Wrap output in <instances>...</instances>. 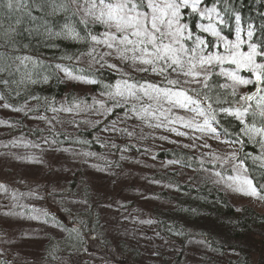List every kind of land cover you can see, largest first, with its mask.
Here are the masks:
<instances>
[{"label":"rangeland","instance_id":"rangeland-1","mask_svg":"<svg viewBox=\"0 0 264 264\" xmlns=\"http://www.w3.org/2000/svg\"><path fill=\"white\" fill-rule=\"evenodd\" d=\"M192 2L193 0H189L187 6L191 10ZM78 8L86 21L99 22L97 17L102 10L100 0H82ZM211 8L200 6V3L196 8L200 17L197 28L214 38L212 45L206 42V55L208 52L224 53L225 45L222 40L213 36L211 31H204L201 26H214L221 37H227L230 42L236 41L235 31L230 34L220 32L217 27L221 21L220 16L216 11H205ZM202 12L205 14L201 15ZM100 23L104 30L96 40H91V49L79 56L77 62L93 67L101 66L115 77L119 76L111 84L110 93L115 92L117 82L127 80L130 84H136L127 79L129 75H135L144 76L143 78L149 81H138L137 86L147 82L162 90L170 88L173 92L177 91L179 86L169 85L168 80L191 81L183 83L182 89L193 98L190 90L201 85L209 73L220 71V66L212 68L209 65L201 67L197 64L194 71L200 72V75L193 78L171 69H167L163 74L151 70V67H166L162 61L152 66L142 64L139 60L133 64L131 59L125 60L121 57L117 46L119 41L106 42L105 33L110 29ZM180 23L186 24L182 22L181 14ZM188 32H191L189 28L185 36ZM191 33L193 39L199 36ZM240 37L247 41L241 32ZM109 42L113 44L111 48L108 47ZM165 43L169 41L165 40ZM182 43L186 48L192 47V40H184ZM122 47L123 45H120V48ZM151 51L149 48V53ZM240 51L247 52V44H242ZM126 55L131 57L132 53L128 52ZM179 55L181 59H187L183 54ZM112 65H115V68ZM143 67H148L149 71H138ZM223 67L232 70L236 66L225 62ZM240 73L248 76L251 72L241 68L239 75ZM62 76L66 85L71 83L78 88L75 90V97L85 98L84 94L89 93L86 79H72L64 72ZM223 77L226 80L225 85L232 89L233 81ZM244 78L252 79L253 76ZM249 86L250 84L236 85L235 92L241 98L248 92ZM149 92V96H144L140 90H137L136 96L127 93L123 97L115 96L114 100L123 109L113 113L112 117L109 113L112 107L107 104V100L113 98L106 93H92L90 101L85 103L65 105L58 99L57 108H52L48 115L32 112L25 117L22 111L13 112L6 106L0 109L3 119L7 114H13L17 121L29 130L37 128L41 132H52L54 137L55 133L60 131L58 141L70 142L57 144L51 137L44 135L31 140L28 133L23 137L0 132V135H4L1 136L3 140L0 138V256L12 255L17 263H23L22 260H25L29 264H43L41 256L48 235L61 234L54 226L45 224L43 215L46 211L51 210L62 218L65 216L70 224L73 223L71 219L75 214L80 213L77 219L81 220L89 210V215L94 214L93 211L96 215L88 219L94 226L90 232L94 234L93 238L86 239L84 247L76 252L60 255L52 264H171L174 254L180 253L183 264L191 262L190 254L196 247L189 245L190 254L185 256L186 252L181 251L182 247L178 242L156 233L150 213L151 206L168 203L166 200H160V195L153 194V191L157 192L161 186L156 180L159 173L174 169L181 173L184 181H191L189 177L192 171L183 172L170 158L157 154L161 148L181 147L187 149L189 156L196 154L200 160L220 162L221 166L225 165V169L231 166L232 171L225 174L213 170L206 174L215 179L223 197L234 208L249 205L264 210L258 195L248 194L250 189L245 181L251 179L246 175L243 166L234 160L239 145L223 134L214 135L208 130L205 125V120L209 121L206 109L201 105L197 107L196 104H189L186 108L179 107L174 105L176 96L165 97L162 93L157 95L151 89ZM32 102L29 107L33 106ZM236 110L240 109L232 111ZM2 123L1 120L0 130L7 125V122ZM83 130L92 131V138L79 143L80 138L77 135H81ZM72 141H76V144L71 143ZM30 157L39 158L43 163H35L28 159ZM217 173L220 175L217 176ZM149 175H153V178ZM72 179L77 185L78 193L67 196L64 193L60 198L54 196L55 191L59 192L65 188V182ZM75 223L83 227L80 222ZM119 243L127 246L126 249L119 250ZM129 247L136 248L139 257H121V253L126 252ZM255 259L253 256V260Z\"/></svg>","mask_w":264,"mask_h":264},{"label":"trees","instance_id":"trees-1","mask_svg":"<svg viewBox=\"0 0 264 264\" xmlns=\"http://www.w3.org/2000/svg\"><path fill=\"white\" fill-rule=\"evenodd\" d=\"M81 2L82 0H0V109L6 106L13 112L22 111L25 117L32 112L48 115L52 108H57L58 99L65 105L85 103L90 101L92 93L102 94L109 90L108 86L113 82L112 74L104 69L77 62L79 55L86 54L91 49L92 37H98L104 29L101 23L89 22L83 18L78 8ZM201 5L215 8L224 21L223 24H217L222 33H236V16H239L242 36L248 38L247 32L253 31L248 42L255 43L258 51H264V0H202ZM181 18L191 32L204 38L209 45L214 43V38L197 28L200 17L196 11L183 7ZM257 57L260 63L263 62L264 56ZM67 69L72 75L95 81L86 86L89 92L84 94L86 100L80 96L75 97V90L78 88L73 84L66 85L61 71ZM132 78L135 76H129V79ZM225 82L223 76L211 72L201 85L190 91L194 100L201 101L200 105L206 109L209 120L219 134L235 140L239 145L234 160L243 165L264 205V191L260 190V186L264 185V135L256 131L264 128V123L257 115L253 127L251 116L253 110L258 113L264 107V100H261L264 97V84L252 99V103L246 105L236 92L233 94L231 88L221 87ZM31 102L33 106L29 107ZM107 104L112 107L110 117L123 109L114 99L107 100ZM209 105L211 109L208 108ZM239 105L242 110L249 109L243 121L220 110ZM1 112L2 110L0 119L4 124L7 122V125L1 127V133H14L23 137L28 133L31 140L44 135L51 137L57 144L70 143L66 140L59 142L60 131L54 137L52 132H41L37 128L29 130L17 121L15 115L7 114L3 119ZM213 115L216 117L215 121L211 120ZM92 134L90 130H83L81 135H77L80 138L79 143L82 140L89 141ZM1 136L4 135H0V138ZM71 143L76 144V141ZM158 151L157 154L170 158L183 172L192 173L189 177L191 181H184L181 173L174 169L159 173L156 177L161 186L153 194L160 195V200L168 202L150 207L156 233L178 242L182 247L181 251L186 252L185 256L190 254L188 246H195L196 250L191 251L194 256L190 254L191 262L188 264H264V210L249 205L234 208L223 197L219 185L206 174V169L223 172L231 170V166L225 169V165L221 166L220 162L200 160L196 154L189 156L187 149L181 147L161 148ZM149 177L153 178V175ZM65 184L62 192L53 194L64 196L62 194L66 193L67 196L78 193L73 179ZM89 213L87 210L81 220L76 218L83 227L78 224V229L74 230L71 237H67L69 233L65 232L62 237L60 234L49 236L52 246L45 244L41 256L43 264H52L61 251L72 254L84 247L88 239L86 233L94 229L88 219L96 216L94 211L92 215ZM53 220L56 224L59 221L57 218ZM119 246V250L127 247L122 243ZM138 254L136 248L129 247L126 252L121 253V257H139ZM180 254H174L171 264H183ZM7 258L6 255H1L0 264L16 263L14 259Z\"/></svg>","mask_w":264,"mask_h":264},{"label":"snow or ice","instance_id":"snow-or-ice-1","mask_svg":"<svg viewBox=\"0 0 264 264\" xmlns=\"http://www.w3.org/2000/svg\"><path fill=\"white\" fill-rule=\"evenodd\" d=\"M199 3L200 0H193L191 4L193 11H196ZM100 5L102 10L97 20L107 25L110 29L109 32L105 33L107 38L106 42L119 41L117 46L120 50L121 57L125 60L131 59L133 64L139 60L142 64L152 66L162 61L166 67H160L159 69L151 67V70L154 72L159 71L160 74H163L167 69H171L173 72H178L184 76H192L193 78L200 75V72L194 71L197 64L201 67L209 65L212 68L220 66V71L216 75L226 76L233 81V85L231 86L233 94L235 93L236 85H248L254 82L252 79H246L239 75L241 68L249 70L254 75L257 84H264V63L256 62V57L264 56V51H258L255 43H248V41L241 39L239 16H236L237 27L235 42L228 41L227 37H221L214 26H201L204 31H211V34L219 40H222L225 45L224 53L217 51L208 52L206 55V41L199 36L193 39L191 32H188L185 36L188 25L180 23V9L181 7H187L189 0H108V2L106 0H100ZM8 6L11 7V4ZM205 11L211 13L215 11V8L206 9ZM204 14V12L201 13V15ZM220 23L223 24L224 21L221 20ZM113 29L114 31H112ZM252 36L253 31L249 30L247 32L248 39L251 40ZM92 39L96 40L97 38L92 37ZM165 40H168L169 43H165ZM184 40H192V47L186 48L182 43ZM242 44H247V52L240 51ZM120 45H123V47L120 48ZM174 45H179V47H175ZM112 46L113 44L109 42L108 47L111 48ZM149 48L152 50L151 53H149ZM128 52L132 53L131 57L126 55ZM179 54H183L187 59H181ZM225 62L234 64L236 66L235 69L229 70L224 68L223 65ZM186 65L187 70H185ZM112 67L115 68V65H112ZM138 71L147 72L149 68H139ZM68 75L72 79H85L84 77L72 76L71 73H68ZM85 82L95 83V81L87 80ZM190 82L181 81L180 79L168 80L167 83L169 85L179 86L178 90L173 92L170 88L162 90L156 85L147 84V82L137 86V84H130L127 80H124L117 82L115 92L109 93V95L113 99L115 96L123 97L125 93L130 96H136L137 90H140L144 96H149V89H151L157 95L162 93L165 97L176 96L177 99L174 101V105H178L179 107L186 108L189 104H196L199 107L201 101L193 100L187 94V91L182 89L183 83ZM221 87L228 88L229 85H222ZM254 96L255 94L247 95L241 97V99L246 101L252 100ZM205 99H208V97L205 96ZM261 100H264V97H261ZM208 108L211 109V105ZM220 110L234 115L241 121H243V118L249 112L248 108H245L243 111L236 110L234 112L226 108H221ZM257 115L261 117V122L264 123V107H261L258 113L255 110L252 111L253 127L255 126ZM211 120H216L215 115L211 117ZM205 125L211 133L219 135L217 129L212 127L207 119L205 120ZM256 131L264 135V128L256 129ZM28 159L38 164L43 163L42 160L36 157H30ZM219 175L220 173H217V176ZM245 183L250 189L248 194L257 195V188L252 184V181L246 180ZM260 190L264 191V185L260 186Z\"/></svg>","mask_w":264,"mask_h":264}]
</instances>
